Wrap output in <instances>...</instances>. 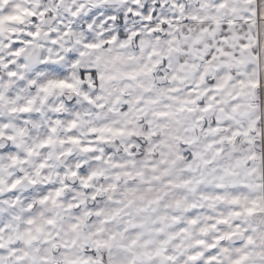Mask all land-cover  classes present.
Instances as JSON below:
<instances>
[{
	"label": "snow or ice",
	"instance_id": "6c2138e0",
	"mask_svg": "<svg viewBox=\"0 0 264 264\" xmlns=\"http://www.w3.org/2000/svg\"><path fill=\"white\" fill-rule=\"evenodd\" d=\"M0 264H264V0H0Z\"/></svg>",
	"mask_w": 264,
	"mask_h": 264
}]
</instances>
